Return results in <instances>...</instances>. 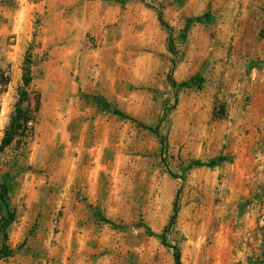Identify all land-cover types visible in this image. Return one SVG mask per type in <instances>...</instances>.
<instances>
[{"label": "rangeland", "instance_id": "374dc122", "mask_svg": "<svg viewBox=\"0 0 264 264\" xmlns=\"http://www.w3.org/2000/svg\"><path fill=\"white\" fill-rule=\"evenodd\" d=\"M25 53L37 110L0 152V264H66L70 243H106L92 264H264V0H0V138Z\"/></svg>", "mask_w": 264, "mask_h": 264}, {"label": "trees", "instance_id": "16d2710c", "mask_svg": "<svg viewBox=\"0 0 264 264\" xmlns=\"http://www.w3.org/2000/svg\"><path fill=\"white\" fill-rule=\"evenodd\" d=\"M119 2H129L135 0H115ZM138 1V0H137ZM155 21L158 26L165 31L166 33V51L171 56L174 55L172 44H171V32L169 28L162 22L160 18V14L155 11L154 13ZM195 23H202V19L195 18L193 19ZM30 75H29V55L27 53L24 54V58L22 60L20 66V75H19V82L20 85L16 89L15 92V102L13 105L12 113L8 119V123L6 127L3 129L1 138H0V152L4 148L10 145L11 142L14 140H23L28 138L30 135V126L33 124L34 114L37 110V101L34 100V105L32 108H29V100H28V86L30 83ZM166 82L170 85L171 88H177V86L171 81L169 75L165 77ZM7 81L6 78L2 75L0 71V94L3 93V88L6 85ZM185 84H181L178 87H185ZM198 86L196 87V89ZM97 108L102 111L108 113L110 116L120 119V120H127V117L122 115L119 111H117L113 106L106 104L100 99H96L94 102ZM150 134L158 141L159 147H161V143L163 137L157 134V125L151 126ZM8 193L9 189L6 185H0V256L4 254L3 257L8 256L10 254L4 247L5 241V229L6 227L12 222L13 214L12 210L8 205ZM175 216V209L173 204L171 205L170 215L167 219L165 226L163 227L160 235L158 236L161 245H163V234L166 230L172 225ZM164 246V245H163ZM170 249L171 253V263L172 264H179L178 262V254L175 248L173 247H166Z\"/></svg>", "mask_w": 264, "mask_h": 264}, {"label": "crops", "instance_id": "0c3cea01", "mask_svg": "<svg viewBox=\"0 0 264 264\" xmlns=\"http://www.w3.org/2000/svg\"><path fill=\"white\" fill-rule=\"evenodd\" d=\"M65 213L64 215H68L67 209L64 207L62 209ZM91 216V214H90ZM87 228H91V225H87ZM66 243H58V245L65 246ZM106 243H70L72 253V258L70 261L66 262V264H92L91 263V246L102 247L105 246ZM73 248V250H72Z\"/></svg>", "mask_w": 264, "mask_h": 264}]
</instances>
